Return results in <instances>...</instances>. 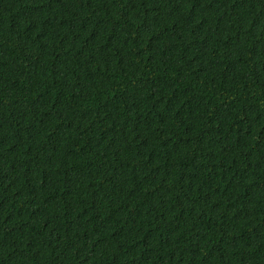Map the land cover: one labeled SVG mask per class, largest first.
<instances>
[{"label":"trees","instance_id":"trees-1","mask_svg":"<svg viewBox=\"0 0 264 264\" xmlns=\"http://www.w3.org/2000/svg\"><path fill=\"white\" fill-rule=\"evenodd\" d=\"M0 264H264V0H0Z\"/></svg>","mask_w":264,"mask_h":264}]
</instances>
